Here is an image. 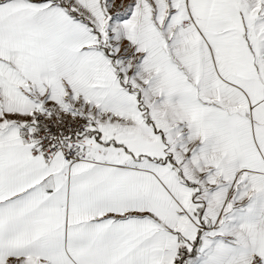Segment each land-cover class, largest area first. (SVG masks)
<instances>
[{
  "label": "snow or ice",
  "instance_id": "snow-or-ice-1",
  "mask_svg": "<svg viewBox=\"0 0 264 264\" xmlns=\"http://www.w3.org/2000/svg\"><path fill=\"white\" fill-rule=\"evenodd\" d=\"M0 264H264V0H0Z\"/></svg>",
  "mask_w": 264,
  "mask_h": 264
}]
</instances>
